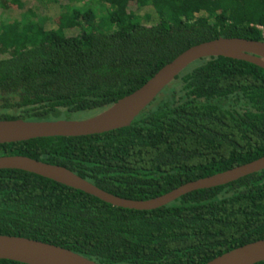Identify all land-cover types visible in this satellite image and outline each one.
<instances>
[{"label": "trees", "instance_id": "trees-1", "mask_svg": "<svg viewBox=\"0 0 264 264\" xmlns=\"http://www.w3.org/2000/svg\"><path fill=\"white\" fill-rule=\"evenodd\" d=\"M260 26L264 0H0V120L90 118L191 47L264 41ZM1 156L61 166L119 198L153 199L264 157V70L200 59L127 127L3 144ZM0 235L99 264H206L264 240V169L150 211L0 170Z\"/></svg>", "mask_w": 264, "mask_h": 264}, {"label": "water", "instance_id": "water-1", "mask_svg": "<svg viewBox=\"0 0 264 264\" xmlns=\"http://www.w3.org/2000/svg\"><path fill=\"white\" fill-rule=\"evenodd\" d=\"M224 57L251 63L264 70V41L218 38L181 53L162 67L142 87L109 109L83 120L31 122L0 120V145L39 138L82 137L103 134L129 126L186 67L193 62ZM264 169V157L225 172L184 184L159 197L134 201L109 194L73 172L23 156H1L0 170H19L81 191L111 206L150 211L162 208L193 191L223 186ZM0 260L22 264H99L68 249L36 240L0 235ZM264 262V240L246 244L206 264H257Z\"/></svg>", "mask_w": 264, "mask_h": 264}, {"label": "rangeland", "instance_id": "rangeland-1", "mask_svg": "<svg viewBox=\"0 0 264 264\" xmlns=\"http://www.w3.org/2000/svg\"><path fill=\"white\" fill-rule=\"evenodd\" d=\"M98 8V7H97ZM96 8V9H97ZM61 12V10H60V8H58V7H56L55 8V10H53L52 12H49V11H47V12H44V14L43 15H52L53 13H60ZM42 13H41V9L39 10V8L37 9V11H36V16H37V18L38 19H40V17H42V15H41ZM50 17V16H49ZM46 18H48V17H46ZM49 25H53L52 24V22H50V21H48V23H47V25H46V28H49ZM86 116V114H78L77 116H75V117H79V118H82V117H85Z\"/></svg>", "mask_w": 264, "mask_h": 264}, {"label": "built area", "instance_id": "built-area-1", "mask_svg": "<svg viewBox=\"0 0 264 264\" xmlns=\"http://www.w3.org/2000/svg\"><path fill=\"white\" fill-rule=\"evenodd\" d=\"M259 30H261V32H262V36H263V38H264V27H262V26H260V27H257Z\"/></svg>", "mask_w": 264, "mask_h": 264}]
</instances>
